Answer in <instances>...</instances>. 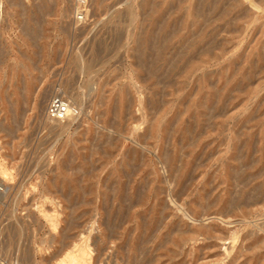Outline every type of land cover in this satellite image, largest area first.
<instances>
[{
    "label": "rangeland",
    "instance_id": "1",
    "mask_svg": "<svg viewBox=\"0 0 264 264\" xmlns=\"http://www.w3.org/2000/svg\"><path fill=\"white\" fill-rule=\"evenodd\" d=\"M0 184V264H264V0H0Z\"/></svg>",
    "mask_w": 264,
    "mask_h": 264
},
{
    "label": "built area",
    "instance_id": "2",
    "mask_svg": "<svg viewBox=\"0 0 264 264\" xmlns=\"http://www.w3.org/2000/svg\"><path fill=\"white\" fill-rule=\"evenodd\" d=\"M75 109L70 106L69 103L62 98H53L47 107V116L50 120L64 121L68 117L73 116ZM2 188L0 187V195L2 194Z\"/></svg>",
    "mask_w": 264,
    "mask_h": 264
},
{
    "label": "bare ground",
    "instance_id": "3",
    "mask_svg": "<svg viewBox=\"0 0 264 264\" xmlns=\"http://www.w3.org/2000/svg\"><path fill=\"white\" fill-rule=\"evenodd\" d=\"M127 13L129 14L128 15V17H130V18H134L135 17V15H134V13H133V10L130 8L129 10H127ZM160 48V47H159ZM155 56V55H154ZM160 80V79H159ZM46 117H47V119L49 120V121H51V122H55V123H60V122H63V121H55V120H50L49 118H48V116H47V109H46ZM70 118H72V116L71 117H68V119H70ZM68 119H66V120H68ZM66 120H64V121H66ZM3 175H4V173H3ZM1 185V184H0ZM27 258V257H26ZM66 258H68L67 260H68V263L69 264H79L78 263V260H77V258L76 257H74V256H71V255H67L66 256Z\"/></svg>",
    "mask_w": 264,
    "mask_h": 264
}]
</instances>
